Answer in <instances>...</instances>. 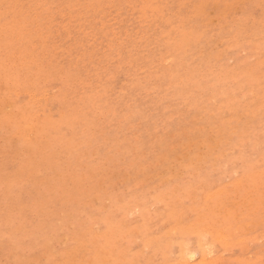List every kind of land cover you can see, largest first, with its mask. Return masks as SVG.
I'll return each mask as SVG.
<instances>
[{
    "label": "rangeland",
    "instance_id": "rangeland-1",
    "mask_svg": "<svg viewBox=\"0 0 264 264\" xmlns=\"http://www.w3.org/2000/svg\"><path fill=\"white\" fill-rule=\"evenodd\" d=\"M33 1L0 0V264H264V0Z\"/></svg>",
    "mask_w": 264,
    "mask_h": 264
},
{
    "label": "bare ground",
    "instance_id": "bare-ground-1",
    "mask_svg": "<svg viewBox=\"0 0 264 264\" xmlns=\"http://www.w3.org/2000/svg\"><path fill=\"white\" fill-rule=\"evenodd\" d=\"M1 1H2V0H1ZM14 1H15V0H14ZM26 1H27V0H26ZM28 1H30V0H28ZM35 1H38V0H34L33 2H35ZM44 1H47V0H44ZM67 1H68V0H67ZM70 1H72V0H70ZM70 1H69V2H70ZM79 1H80V0H76L77 4H75V5L80 4V3H78ZM81 1L84 2L85 0H81ZM88 1H89V0H88ZM88 1H87V2H88ZM191 1H192V0H191ZM6 2H7V1H6ZM33 2H32V3H33ZM42 2H43V1H42ZM52 2H54V0H53ZM55 2H57V1L55 0ZM59 2H60V1H59ZM61 2H62V1H61ZM65 2H66V1H65ZM69 2H68L69 5H70V4L74 5L73 3H69ZM72 2H73V1H72ZM74 2H75V0H74ZM107 2H108V1H107ZM157 2H158V1H157ZM160 2H161V1H160ZM189 2H190V1H189ZM16 3H17V0H16ZM24 3H25V2H24ZM46 3H47V2H46ZM46 3H45V4H46ZM49 3H51V1H49ZM49 3H47V4H49ZM92 3H93V1H92ZM165 3H166V2H165ZM56 4H57V3H56ZM60 4H61V3H60ZM84 4H85V2H84ZM87 4H88V3H87ZM37 5H38V4H37ZM40 5H41V3H40ZM40 5H39V11H40V7H41L42 5L44 6V4H42L41 6H40ZM58 5H59V4H58ZM62 5H63V4H62ZM64 5H65V3H64ZM64 5H63V6H64ZM69 5H68V6H69ZM115 5H117V4H115ZM161 5H162V4H161ZM29 6H30V5H29ZM34 6H36V5H34ZM34 6H33V7H34ZM60 6H61V5H60ZM65 6H67V5H65ZM68 6H67V7H68ZM79 6H80V5H79ZM79 6L77 7V9H80ZM87 6H88V5H87ZM33 7H32V8H33ZM69 7H70V6H69ZM69 7H68V8H69ZM111 7H112V6H111ZM128 7H129V6H128ZM251 7H252V6H251ZM53 8H54V7H53ZM62 8L65 9V7H62ZM62 8H61V9H62ZM105 8H106V7H105ZM55 9H56V8H55ZM55 9H54V10H55ZM88 9L91 10V8H88ZM116 9H117V8H116ZM168 9H169V7H168ZM244 9H245V8H244ZM18 10H19V9H18ZM28 10H29V9H28ZM41 10L43 11V9H41ZM54 10H53V12H58V11H59L58 9H57L58 11H54ZM68 10L70 11V9H68ZM75 10H76V9H75ZM94 10H96V8H95ZM117 10H118V9H117ZM238 10H239V9H238ZM258 10H259V9H258ZM63 11H65V10H63ZM72 11H74V10H72ZM78 11L80 12V10H78ZM81 11H82V10H81ZM85 11H86V10H85ZM222 11H223V10H222ZM256 11H257V10H256ZM18 12H19V11H18ZM40 12H41V11H40ZM45 12H46V11H45ZM49 12H50V11H49ZM49 12H46L45 14H47V13H49ZM67 12H68V11H67ZM74 12H75V11H74ZM79 12L76 11V13H79ZM97 12H98V11H97ZM35 13H36V12H35ZM42 13H43V12H42ZM70 13H71V12H70ZM70 13H67V15H68V14L70 15ZM81 13H82V12H81ZM112 13H113V12H112ZM228 13H229V12H228ZM257 13H258V12H257ZM19 14H20V13H19ZM22 14H23V13H22ZM40 14H41V13H40ZM43 14H44V13H43ZM60 14H62V13H60ZM84 14H86V13H84ZM162 14H164V13L162 12ZM258 14H259V13H258ZM258 14H257V15H258ZM4 15H5V14H4ZM30 15H31V14H30ZM33 15H34V14H33ZM71 15H72V14H71ZM79 15H80V14H79ZM97 15H98V14H97ZM251 15H252V14H251ZM255 15H256V14H255ZM27 16H28V15H27ZM40 16H41V15H40ZM61 16H62V15H61ZM80 16H81V15H80ZM108 16H109V15H108ZM171 16H172V15H171ZM34 17H35V16H34ZM94 17H95V16H94ZM168 17H169V16H168ZM188 17H189V16H188ZM53 18H54V17H53ZM60 18H61V17H60ZM246 18H247V17H246ZM18 19H19V18H18ZM48 19H49V18H47V20H48ZM81 19H82V18H81ZM81 19H80V20H81ZM110 19H111V18H110ZM169 19H170V18H169ZM181 19H182V18H181ZM220 19H221V18H220ZM220 19H219V20H220ZM247 19H248V18H247ZM251 19H252V18H251ZM70 20H71V19H70ZM75 20H77V18H76ZM80 20H78V22H79ZM36 21H37V20H36ZM51 21H53V20H51ZM71 21H73V20H71ZM82 21H83V19H82ZM104 21H105V20H104ZM106 21H107V20H106ZM248 21H250V20H248ZM38 22H39V21H38ZM80 22H81V21H80ZM181 22H182V20H181ZM185 22H186V21H185ZM35 23H36V22H35ZM35 23H34V24H35ZM53 23H54V22H53ZM55 23H56V22H55ZM168 23H170V22H168ZM215 23H216V22H215ZM246 23H248V22H246ZM249 23H250V22H249ZM65 24H66V23H65ZM91 24H92V23H91ZM180 24H182V23H180ZM183 24H184V23H183ZM183 24H182V25H183ZM186 24H187V23H186ZM56 25H57V24H56ZM63 25H64V24H63ZM182 25H181V27H182ZM49 26H50V25H49ZM52 26H53V25H52ZM80 26H81V25H80ZM32 27H33V26H32ZM32 27H31V28H32ZM34 27H35V26H34ZM43 27H44V26H43ZM50 27H51V26H50ZM171 27H172V26H171ZM177 27H178V26H177ZM225 27H226V26H225ZM225 27H224V28H225ZM46 28H47V27H46ZM58 28H59V27H58ZM60 28H61V27H60ZM115 28H116V27H115ZM44 29H45V28H44ZM65 29H66V28H65ZM85 29H86V28H85ZM156 29H157V28H156ZM221 29H222V28H221ZM22 30H23V29H22ZM28 30H29V29H28ZM38 31H39V30H38ZM38 31H37V32H38ZM60 31H61V30H60ZM188 31H189V30H188ZM192 31H193V30L191 29V32H192ZM196 31H197V30H196ZM205 31H206V30H205ZM229 31H230V29H229ZM51 32H52V31H51ZM51 32H50V33H51ZM69 32H70V31H69ZM73 32H74V31H73ZM97 32H98V31H97ZM157 32H158V31H157ZM191 32H190V33H191ZM225 32H226V31H225ZM40 33H41V32H40ZM40 33H39V34H40ZM44 33H45V31H44ZM65 33H66V32H65ZM227 33H228V32H227ZM61 34H63L62 31H61ZM61 34H59V35H61ZM106 34H107V33H106ZM144 34H146V33H144ZM168 34H169V33H168ZM172 34H173V33H172ZM191 34H192V33H191ZM198 34L201 35L200 32H198ZM215 34L217 35L218 33H215ZM40 35H41V34H40ZM184 35H185V34H184ZM203 35H204V34H203ZM166 36H167V35H166ZM186 36H187V35H186ZM188 36L190 37V35H188ZM35 37H36V36H35ZM45 37H46V36H45ZM47 37H48V36H47ZM69 37H70V36H69ZM146 37H150V36H146ZM189 37H188V38H189ZM230 37L235 38L234 35H233V36H230ZM50 38H51V37H50ZM223 38H224V36H223ZM36 39H37V38H36ZM54 39H55V37H54ZM212 39H213V38H212ZM34 40H35V39H34ZM192 40H193V39H192ZM204 40H205V39H204ZM222 40H224V39H222ZM43 41H44V40H43ZM65 41H66V40H65ZM67 41H68V39H67ZM110 41H112V40H110ZM188 41H189V40H188ZM230 41H231V38H230ZM230 41H229V43H232V42H230ZM32 42H33V41H32ZM44 42H47V40L44 41ZM50 42H51V41H50ZM189 42H190V41H189ZM34 43H35V42H34ZM40 43H41V41H40ZM53 43H54V42H53ZM59 43H60V42H59ZM138 43H139V42H138ZM197 43H198V42H197ZM190 44H191V42H190ZM227 44H228V43H227ZM234 44H235V42H234ZM251 44H252V43H251ZM56 45H57V44H56ZM187 45H188V42H187ZM193 45H196V44H193ZM220 45H221V44H220ZM238 45H239V44H238ZM238 45H237V47H238ZM241 45H242V44H241ZM246 45H247V44H246ZM249 45H250V44H249ZM254 45H255V44H254ZM42 46H43V45H42ZM93 46H94V45H93ZM200 46H201V45H200ZM229 46H230V45H229ZM244 46H245V45H244ZM244 46H242V47H244ZM38 47H39V45H38ZM38 47H36V49H37ZM153 47H154V46H153ZM183 47H184V46H183ZM227 47H228V46H227ZM232 47H233V46H232ZM235 47H236V46H235ZM237 47H236V48H237ZM43 48H44V47H43ZM65 48H66V47H65ZM84 48H85V47H84ZM33 49H34V48H33ZM56 49H57V48H56ZM68 49H69V48H68ZM70 49H72V48H70ZM253 49H254V48H253ZM15 50H16V49H15ZM119 50H121V49H119ZM131 50H132V49H131ZM143 50H144V49H143ZM182 50H183V49H182ZM224 50H225V48H224ZM231 50H232V49H231ZM231 50H229V51H231ZM257 50L260 51L259 49H257ZM262 50H263V49H262ZM43 51H45V50H43ZM144 51H145V50H144ZM240 51H241V50H240ZM123 52H124V51H123ZM225 52H226V51H225ZM241 52H243V51H241ZM261 52H262V51H261ZM168 53H170V52H168ZM223 53H224V52H223ZM200 54H201V53H200ZM230 54H231V53H230ZM245 54H246V53H245ZM261 54H262V53H260V55H261ZM32 55H33V54H32ZM54 55H55V54H54ZM66 55H67V54H66ZM184 55H185V54H184ZM238 55H239V54H238ZM260 55H259V56H260ZM29 56H30V55H29ZM67 56H68V55H67ZM167 56H168V55H167ZM186 56H187V55H186ZM200 56H201V55H200ZM194 57H195V56H194ZM220 57H221V56H220ZM263 57H264V56H263ZM28 58H29V57H28ZM44 58H47V57H44ZM166 58H167V57H165V59H166ZM222 58H223V57H222ZM251 58H252V57H251ZM251 58H250V59H251ZM51 59H52V58H51ZM62 59H63V58H62ZM180 59H181V58H180ZM195 59H196V57H195ZM257 59H258V57H257ZM171 60H173V59H171ZM174 60H175V59H174ZM247 60H248V59H247ZM62 61H63V60H62ZM163 61H164V60H163ZM168 61H169V60H168ZM191 61H192V60H191ZM51 62H52V61H51ZM54 62H55V61H54ZM71 62H72V61H71ZM165 62H166V60L163 62V65H165V64H164ZM169 62H170V61H169ZM172 62H174V61H171V63H172ZM62 63H63V62H62ZM64 63H65V62H64ZM183 63H185V62H183ZM259 63H260V64H263V61H262V63H261V61H260ZM1 64H2V63H1ZM17 64H18V63H17ZM173 64H174V63H173ZM187 64H188V63H187ZM230 64H231V62H230ZM260 64H258V66H259ZM40 65H41V64H40ZM45 65H46V64H45ZM48 65L50 66V64H48ZM55 65H56V64H55ZM155 65H156V64H155ZM155 65H154V67H155ZM168 65H170V63L167 64V66H168ZM183 65H184V64H183ZM22 66H23V65H22ZM51 66H53V65H51ZM184 66H185V65H184ZM233 66H234V65H233ZM39 67H41V66H39ZM139 67H140V66H139ZM124 68H125V67H124ZM143 68H144V67H143ZM177 68H178V67H177ZM198 68H199V67H198ZM250 68H251V67H250ZM232 69H234V68H232ZM246 69H247V68H246ZM258 69H259V68H258ZM45 70H47V68H46ZM234 70H236V69H234ZM53 71H54V70H53ZM247 71H248V70H247ZM251 71L253 72V69H251L250 72H251ZM256 71H257V70H256ZM256 71H254V72H256ZM50 72L52 73V71H50ZM174 72H175V71H174ZM258 72H259V71H258ZM46 73H47V72H46ZM98 73H99V72H98ZM117 73H118V72H117ZM156 73H157V71H156ZM228 73H229V72H228ZM234 73H235V72H234ZM237 73H238V72H237ZM246 73H247V72H246ZM8 74H9V73H8ZM129 74H130V73H129ZM173 74H174V73H173ZM239 74H240V72H239ZM251 74H252V73H251ZM1 75H2V73H1ZM52 75H53V73H52ZM113 75H114V73H113ZM231 75H232V73H231ZM243 75H244V74H243ZM243 75H242V76H243ZM253 75H254V74H253ZM253 75H249V77H252ZM263 75H264V74H263ZM20 76H21V75H20ZM44 76H45V75H44ZM44 76H43V77H44ZM90 76H91V75H90ZM115 76H117V75H115ZM120 76H121V75H120ZM120 76H119V77H120ZM129 76H130V75H129ZM158 76H159V74H158ZM205 76H206V75H205ZM246 76H247V75H246ZM259 76H260V75H259ZM259 76H256V77H259ZM132 77H133V76H132ZM159 77H160V76H159ZM200 77H201V76H200ZM232 77H233V76H232ZM232 77H231V78H232ZM262 77H263V76H262ZM59 78H60V77H59ZM100 78H101V77H100ZM234 78H235V77H234ZM234 78H233V79H234ZM260 78H261V77H260ZM260 78H257V79L259 80ZM22 79H23V78H22ZM130 79H131V77H130ZM247 79H248V77H247ZM253 79H254V78H253ZM0 80H1V79H0ZM2 80H3V79H2ZM2 80H1V82H2ZM4 80H5V78H4ZM4 80H3V81H4ZM41 80H42V79H41ZM56 80H57V79H56ZM127 80H129V78H128ZM260 80H261V79H260ZM260 80H259V81H260ZM262 80H263V78H262ZM262 80H261V81H262ZM33 81H34V80H33ZM58 81H59V79H58ZM72 81H73V80H72ZM92 81H93V80H92ZM115 81H116V80H115ZM117 81H118V80H117ZM129 81H130V80H129ZM14 82H15V81H14ZM118 82H119V81H118ZM126 82H127V81H126ZM141 82H143V81H141ZM234 82H235V81H234ZM256 82H257V81H256ZM256 82H254V83H256ZM15 83H16V82H15ZM56 83H57V82H56ZM80 83H81V82H80ZM99 83H100V82H99ZM119 83H120V82H119ZM143 83H144V82H143ZM178 83H179V82H178ZM223 83H224V81H223ZM133 84H135V83H133ZM144 84H146V83H144ZM170 84H171V82H170ZM250 84H252L251 81H250ZM250 84H248V85L251 86ZM4 85H5V84H4ZM32 85H33V84H32ZM58 85H59V83H58ZM241 85H242V84H241ZM252 85H253V84H252ZM12 86H13V85H12ZM49 86H51V84H50ZM53 86H54V85H53ZM53 86H51V88H52ZM120 86H122V84H121ZM124 86H125V85H124ZM124 86H123V88H124ZM127 86H128V85H127ZM129 86H130V85H129ZM129 86L126 87V88H129ZM242 86H243V85H242ZM3 87H5V86H3ZM8 87H9V86H8ZM16 87H17V86H16ZM55 87H56V86H55ZM113 87H115V86H113ZM171 87H172V86H171ZM260 87H261V86H260ZM33 88H34V87H33ZM53 88H54V87H53ZM97 88H98V87H97ZM126 88H125V92H126V90H127ZM250 88H251V87H250ZM252 88H253V87H252ZM252 88H251V89H252ZM5 89H6V88H5ZM5 89H4V90H5ZM11 89H12V88H11ZM11 89H10L9 91H11ZM15 89H16V88H15ZM34 89H35V88H34ZM34 89H32V91H36V90H34ZM43 89H44V88H43ZM55 89H56V88H55ZM94 89H95V88H94ZM117 89H118V88H117ZM237 89H238V91L240 90L239 88H237ZM261 89H262V87H261ZM6 90H7V89H6ZM6 90H5V91H6ZM13 90H14V88H13ZM26 90H27V89H26ZM26 90H25V91H26ZM40 90H41V89H40ZM51 90H52V89H51ZM51 90H50V91H51ZM53 90H54V89H53ZM58 90H59V89H58ZM78 90H80V89H78ZM105 90H106V88H105ZM121 90H122V89H121ZM257 90H258V89H257ZM1 91H2V89H1ZM19 91L21 92L22 90L20 89ZM25 91H22V92H25ZM30 91H31V90H30ZM30 91L28 90V93H29ZM46 91H48V90H46ZM59 91H60V90H59ZM59 91H58V92H59ZM92 91H93V90H92ZM122 91H123V90H122ZM260 91H261V90H260ZM14 92L16 93V90H14ZM14 92H13V94H15ZM70 92H71V91H70ZM87 92H88V91H87ZM87 92H86V93H87ZM90 92H91V91H90ZM118 92H119V91H118ZM118 92H117V94H118ZM249 92H250V91H249ZM249 92H248V95H249ZM251 92H252V94H253V90H252ZM251 92H250V95H251ZM17 93H19V92H17ZM25 93H26V92H25ZM25 93H24V94H25ZM32 93H33V92H32ZM45 93H46V92H44V94H45ZM51 93H52V91H51ZM55 93H56V91H55ZM78 93H80V92H78ZM78 93H77V95H78ZM112 93H114V92H112ZM119 93H120V92H119ZM122 93H124V92H122ZM149 93H150V92H149ZM254 93H255V92H254ZM256 93H257V92H256ZM256 93H255V94H256ZM263 93H264V91H263ZM8 94H9V92H7V95H8ZM30 94H31V92H30ZM40 94H42V93H40ZM44 94H43V95H44ZM57 94H58V93H57ZM63 94H64V96H66L65 93H63ZM84 94H85V93H84ZM117 94H115V95H117ZM255 94H254V96H255ZM16 95H18V94H16ZM28 95H29V94H28ZM33 95H34V94H33ZM108 95H110V94L108 93ZM118 95H119V94H118ZM135 95H136V94H135ZM230 95H231V94H230ZM230 95H229V96H230ZM262 95H263V97H264V94H262ZM13 96H14V95H13ZM39 96H41V95H39ZM74 96H76V95H74ZM101 96H102V94H101ZM174 96H175V95H174ZM240 96L243 97L242 95H240ZM240 96H239V97H240ZM244 96H245V95H244ZM9 97H12V96H9ZM29 97H30V96H28L27 99H28ZM52 97H54V96L51 95V98H52ZM66 97H67V96H66ZM66 97H65V98H66ZM231 97H233V96H231ZM32 98H33V97H32ZM51 98H50V99H51ZM124 98H125V95H124ZM5 99H7V97H5ZM17 99H18V98H17ZM34 99H35V97H34ZM34 99H33V100H34ZM36 99H37V101H38V99H40V97H37ZM44 99H45V98H44ZM52 99H53V98H52ZM62 99L64 100V98H62ZM74 99H75V98H74ZM209 99H210V98H209ZM233 99H234V97H233ZM235 99H236V96H235ZM30 100H31V98H30ZM46 100H47V99H46ZM53 100H54V99H53ZM66 100H68V99H66ZM242 100H243V99H242ZM242 100H241V101H242ZM14 101H16V100H14ZM35 101H36V100H35ZM35 101H34V102H35ZM37 101H36V102H37ZM211 101H214V100H211ZM250 101H251V100H250ZM10 102H11V101H10ZM36 102H35V103H36ZM49 102H50V101H49ZM55 102H56V101H55ZM64 102H65V100H64ZM231 102H234V101H231ZM231 102H230V103H231ZM237 102H239V101H237ZM12 103H14V102H12ZM18 103H19V102H18ZM29 103H31V101H30ZM37 103H38V102H37ZM37 103H36V104H37ZM43 103H44V102H43ZM67 103H68V102H67ZM213 103H214V102H213ZM252 103H253V102H252ZM8 104H9V103H8ZM31 104H34L33 101H32ZM36 104H34V105H36ZM45 104H46V103H45ZM45 104H44V105H45ZM49 104H51V103H49ZM85 104H87V103H85ZM226 104H227V103H226ZM226 104H225V105H226ZM233 104H234V103H233ZM10 105H12V104H9L8 106H10ZM71 105H72V103H71ZM169 105H170V104H169ZM20 106H25V105H20ZM262 106H263V105H262ZM36 107H38V106H36ZM42 107H43V106H42ZM57 107H58V106H57ZM248 107H249V106H248ZM58 108H59V107H58ZM235 108H236V107H235ZM257 108H258V107H257ZM263 108H264V107H262V110H263ZM11 109H12V108H11ZM34 109H37V108H34ZM230 109H232V108H230ZM56 110H57V109H56ZM122 110H123V109H122ZM233 110H236V109H233ZM255 110H256V109H254V111H255ZM31 111H32V110H31ZM31 111H30V113L33 114V111H32V112H31ZM42 111H43V110H42ZM47 111H48V110H47ZM53 112H54V110H53ZM58 112H59V111H57V113H58ZM235 112H236V111H235ZM258 112H259V111H258ZM39 113H41V111H40ZM43 113H44V111H43ZM55 113H56V112H55ZM57 113H56V114H57ZM62 113H63V112H62ZM221 113H222V112H221ZM263 113H264V112H263ZM31 114H30V115H31ZM34 114H35V113H34ZM36 114L38 115V112H37V111H36ZM257 114H258V113H257ZM42 115H43V114H42ZM45 115H46V114H45ZM47 115H48V114H47ZM50 115H52V114H50ZM50 115H49V117H50ZM57 115H58V114H57ZM187 115H188V114H187ZM197 115H199V114H197ZM197 115H196V116H197ZM211 115H213V114L211 113ZM10 116H11V114H10ZM10 116H9L8 119L12 121V119L10 118ZM13 116H14V115H13ZM31 116H33V115H31ZM52 116H54V115H52ZM55 116H56V115H55ZM129 116H130V115H129ZM181 116H182V115H181ZM220 116H223V114H221ZM240 116H241V114H240ZM240 116H239V117H240ZM244 116H245V115H244ZM252 116H254V112H253ZM42 117H43V116H42ZM49 117H48V118H49ZM59 117H62V115L59 116ZM131 117H132V116H131ZM223 117H224V116H223ZM242 117H243V116H242ZM15 118H16V117H15ZM18 118H19V117H18ZM45 118H47V117H45ZM231 118H232V117H231ZM231 118H230V120H231ZM240 118H241V117H240ZM252 118H254V117H252ZM33 119H34V118H33ZM37 119H41V118L38 116ZM69 119H70V117H69ZM238 119H239V118H238ZM241 119H242V118H241ZM6 120H7V118H6ZM34 120H35V119H34ZM34 120H33V121H34ZM224 120L226 121V119H224ZM248 120H249V118H248ZM250 120H251V119H250ZM18 121H19V120H18ZM18 121H16V123H17ZM50 121H51V120H50ZM50 121H49V122H50ZM239 121H240V120H239ZM20 122H22V121H20ZM237 122H238V121H237ZM28 123H29V122H28ZM28 123H27V125H28ZM31 123H32V122H31ZM31 123H29V125H30ZM40 123H41V122H40ZM22 124H23V123H22ZM41 124H42V123H41ZM48 124H49V123H48ZM228 124H229V123H228ZM246 124H247V122H246ZM246 124H245V125H246ZM29 125H28V126H29ZM226 125H227V124H226ZM256 125H257V124H256ZM21 126H22V125H21ZM25 126H26V125H25ZM247 126H248V125H247ZM257 126H258V125H257ZM259 126H260V125H259ZM4 127H6V126H4ZM7 127L10 128V125H9V126L7 125ZM228 127L230 128V126H228ZM235 127H236V126H235ZM9 128H8V129H9ZM31 128L34 129L35 127H34V128L31 127ZM52 128H53V125H52ZM201 128H202V127H201ZM20 129H21V127H20ZM44 129H45V128H44ZM17 130H18V129H17ZM38 130H39V128H38ZM47 130H49V129H47ZM67 130H68V129H67ZM119 130H120V129H119ZM216 130H217V129H216ZM220 130H221V129H220ZM245 130H246V129H245ZM262 130H264V128H262ZM262 130L260 131L259 134H261ZM18 131H19V130H18ZM18 131H16V135H18V133H17ZM65 131H66V130H65ZM246 131H248V129H247ZM255 131H257V130H255ZM255 131H254V132H255ZM20 132H21V131H20ZM20 132H19V133H20ZM55 132H56V131H55ZM58 132H59V131H58ZM243 132H244V130H243ZM254 132H253V133H254ZM263 132H264V131H263ZM21 133H22V132H21ZM32 133H33V132H32ZM255 133H256V132H255ZM23 134L25 135V132H24ZM23 134L20 135V136H21V137L24 136ZM26 134H27V133H26ZM55 134H56V133H55ZM240 134H241V133H240ZM42 135H43V134H42ZM58 135H60V134H58ZM248 135H249V134H248ZM252 135H253V134H252ZM262 135H263V133H262ZM9 136H10V135H9ZM26 136H27V135H26ZM156 136H157V135H156ZM11 137H13V136H11ZM11 137H8V138H11ZM18 137H19V136H18ZM27 137L30 138V135L28 134ZM42 137H43V136H42ZM230 137H231V136H230ZM31 138H32V136H31ZM221 138H223V137H221ZM243 138H245V137H243ZM243 138H242V139H243ZM247 138H248V137H247ZM247 138H246V139H247ZM254 138H255V137H254ZM21 139H22V138H21ZM23 139H24V138H23ZM37 139H39V138L37 137ZM43 139H44V138H43ZM124 139H125V138H124ZM255 139H257V138H255ZM13 140H15V138H14ZM24 140H26V137H25ZM41 140H42V139H41ZM44 140H45V139H44ZM26 141L28 142V140H26ZM29 141H31V143H32L33 140H29ZM36 141H37V140H36ZM39 141H40V140H39ZM48 141H49V140H48ZM255 141H256V140H255ZM257 141H258V139H257ZM14 142H15V141H14ZM27 142H26V143H27ZM34 142H35V140L33 141V143H34ZM247 142H248V141H247ZM225 143H226V142H225ZM253 143H254V141H253ZM256 143H258V142H256ZM256 143H254V144L257 145ZM34 144H35V143H34ZM214 144H215V143H214ZM238 144H239V143H238ZM240 144H241V143H240ZM247 144H248V143H247ZM46 146H47V145H46ZM241 146H242V145H241ZM261 146H262V145H261ZM217 147H218V146H217ZM237 147H238V146H237ZM239 147H240V146H239ZM46 148H47V147H46ZM227 148H228V147H227ZM254 148H255V150L257 149L255 146H254ZM258 148H260L259 144H258ZM239 149H240V148H239ZM242 149H243V147H242ZM244 149H245V147H244ZM222 150H224V149H222ZM222 150H221V151H222ZM240 150H241V149H240ZM26 151L28 152V150H26ZM29 151H30V150H29ZM42 151H43V150H42ZM42 151H41V152H42ZM229 151L232 152L231 149H229ZM23 152H24V151H23ZM231 152H230V153H231ZM252 152H253V151H252ZM15 153H16V152H15ZM226 153H228V152H225L224 154L226 155ZM183 154H184V153H183ZM232 154H233V153H232ZM232 154H231V155H232ZM242 154H243V153H242ZM53 155H54V154H53ZM222 156H223V154H222ZM241 156H242V155H241ZM255 156H256V155H255ZM31 157H32V156H31ZM44 157H45V156H44ZM237 157H238V156H237ZM263 157H264V155H263ZM30 159H31V158H30ZM45 159H46V158H45ZM48 159H49V158H48ZM198 159H199V158H198ZM222 159H223V158H222ZM260 159H261V158H260ZM31 160H32V159H31ZM239 160H241V159H239ZM26 161H27V160H26ZM15 162H16V161H15ZM37 162H38V161H37ZM27 163H28V162H27ZM57 163H58V162H57ZM231 164H232V163H231ZM49 165H53V164H49ZM44 167H45V166H44ZM58 167H59V166H58ZM14 169H16V168H14ZM39 169H40V168H39ZM45 169H48V168L46 167ZM18 170H19V169H18ZM35 170H36V169H35ZM19 171H20V170H19ZM43 171H44V170H43ZM163 171H164V170H163ZM13 172H14V171H13ZM22 172H23V171H22ZM24 172H25V170H24ZM109 172H110V171H109ZM19 173H20V172H19ZM252 173H253V172H252ZM28 174H29V173H28ZM54 174H55V173H54ZM58 174H59V173H58ZM33 175H34V174H33ZM61 175H62V174H61ZM128 175H129V174H128ZM179 175H180V174H179ZM196 175H197V174H196ZM21 176H22V175H21ZM115 176H116V175H115ZM123 176H124V175H123ZM13 177H14V176H13ZM17 177H18V176H17ZM26 177H27V176H26ZM33 177H34V176H33ZM124 177H125V176H124ZM21 178H22V177H21ZM204 178H205V177H204ZM15 179H16V178H15ZM27 179H28V178H27ZM124 179H125V178H124ZM131 179H132V178H131ZM206 179H207V178H206ZM12 180H13V179H12ZM17 180H18V179H17ZM34 180H35V179H34ZM45 180H46V179H45ZM122 180H123V179H122ZM247 180H248V179H247ZM9 181H10V180H9ZM14 181H15V180H14ZM166 181H167V180H166ZM215 181H216V180H215ZM7 182H8V181H7ZM17 182H18V181H17ZM32 182H33V181H32ZM58 182H60V181H58ZM100 182H101V181H100ZM149 182H150V181H149ZM219 182H220V181H219ZM243 182H244V181H243ZM8 183H9V182H8ZM40 183H41V182H40ZM144 183H145V182H144ZM146 183H147V182H146ZM185 183H186V182H185ZM245 183H246V181H245ZM259 183H260V182H259ZM259 183H257V184H259ZM12 184H13V183H12ZM38 184H39V183H38ZM44 184H45V183H44ZM212 184H213V183H212ZM233 184H235V183H233ZM263 184H264V183H263ZM142 185H143V184H142ZM192 185H193V184H192ZM245 185H247V184H245ZM76 186H77V185H76ZM248 186H249V185H248ZM248 186H247V187H248ZM255 186H256V185H255ZM255 186H254V187H255ZM259 186H261V184H260ZM263 186H264V185H263ZM73 187H74V185H73ZM133 187H135V186H133ZM140 187H141V186H140ZM193 187H197V186H193ZM209 187H210V186H209ZM218 187H219V186H218ZM221 187H222V186H221ZM232 187H233V186H232ZM251 187H252V186H251ZM256 187H257V186H256ZM54 188L56 189V187H54ZM136 188H137V187H136ZM223 188H225V187H223ZM226 188H227V187H226ZM236 188H237V187H236ZM10 189H11V188H10ZM18 189H20V188H18ZM49 189H51V188H49ZM49 189H48V190H49ZM247 189H248V188H247ZM253 189H254V188L252 187V190H253ZM258 189H259V188H258ZM261 189H262V188H261ZM6 190H7V189H6ZM158 190H159V189H158ZM219 190H220V192H221L222 189H219ZM219 190H218V191H219ZM256 190H257V189H256ZM262 190H263V189H262ZM10 191H11V190H10ZM41 191H42V190H41ZM45 191H46V190H45ZM125 191H126V189H125ZM215 191H216V190H215ZM225 191H227V190H225ZM247 191H248V190H247ZM250 191H251V189H250ZM250 191H248V192H250ZM260 191H261V190H260ZM6 192H9V191H6ZM29 192H30V191H29ZM48 192H49V191H48ZM64 192H65V191H64ZM102 192H103V190H102ZM159 192H160V191H159ZM176 192H177V191H176ZM205 192H206V191H205ZM220 192H219V193H220ZM233 192H234V189H233ZM251 192H252V191H251ZM255 192H256V191H255ZM17 193H18V192H17ZM19 193H20V192H19ZM24 193H25V192H24ZM38 193H39V192H38ZM42 193H43V192H42ZM52 193H53V192H52ZM141 193H142V192H141ZM221 193H222V192H221ZM224 193H225V192H224ZM224 193H222V194H224ZM228 193H229V192H228ZM256 193H257V192H256ZM256 193H255V194H256ZM258 193H259V192H258ZM258 193H257V194H258ZM260 193H262V191H261ZM260 193H259V195H260ZM209 194H210V193H209ZM248 194L250 195V193H248ZM77 195H78V194H77ZM191 195H192V194H191ZM213 195H214V194H212V192H211V196H213ZM219 195H221V194H219ZM227 195H228V194H227ZM241 195L243 196V195H245V194H241ZM18 196H19V195H18ZM69 196H70V195H69ZM71 196H72V195H71ZM137 196H138V195H137ZM221 196H222V195H221ZM260 196H261V195H260ZM263 196H264V195H263ZM263 196H262V197H263ZM14 197H15V196H14ZM42 197H43V196H42ZM105 197H106V196H105ZM209 197H210V196H209ZM225 197L227 198L226 195H225ZM247 197H248V196H247ZM247 197H246V199H247ZM16 198H17V197H15V199H16ZM44 198H45V197H44ZM197 198H198V196H197ZM205 198H206V197H205ZM237 198H238V197H237ZM263 198H264V197H263ZM18 199H19V198H18ZM71 199H72V198H71ZM206 199H207V198H206ZM212 199H213V198H212ZM212 199H211V200H212ZM251 199H252V198H251ZM16 200H17V199H16ZM169 200H170V199H169ZM191 200H192V199H191ZM197 200H198V199H197ZM244 200H245V199H244ZM262 200H264V199H262ZM262 200H261V201H262ZM166 201H168V199H167ZM205 201H206V200H205ZM87 202H88V201H87ZM93 202H95V201H93ZM121 202H122V201H121ZM251 202H252V201H251ZM12 203H13V202H12ZM22 203H23V202H22ZM104 203H105V202H104ZM212 203H213V201H212ZM218 203H219V202H218ZM246 203H247V201H246ZM259 203H260V202L258 201V204H259ZM261 203H262V202H261ZM70 204H71V203H70ZM216 204H217V203H216ZM216 204H215V205H216ZM12 205H13V204H12ZM25 205H26V204H25ZM211 205H212V204H211ZM211 205H210V206H211ZM222 205H225V204L222 203ZM252 205H253V204H252ZM260 205H261V204H260ZM13 206H15V205H13ZM17 206H18V205H17ZM174 206H175V205H174ZM217 207H218V206H217ZM238 207H239V206H238ZM238 207H237V208H238ZM258 207H260V206H258ZM85 208H86V207H85ZM213 208H214V207H213ZM215 208H216V207H215ZM237 208H236V209H237ZM240 208H242V207L240 206ZM248 208H249V207H248ZM250 208H251V207H250ZM260 208H261V207H260ZM263 208H264V207H263ZM31 209H32V208H31ZM206 209H208V208H206ZM228 209H229V208H228ZM255 209H256V207H255ZM10 210H11V209H10ZM102 210H103V209H102ZM216 210H217V209H216ZM224 210H226V209H224ZM2 211H4V210H2ZM14 211H15V210H14ZM32 211H33V210H32ZM220 211H221V210H220ZM226 211H227V210H226ZM256 211H257V210H256ZM12 212H13V211H12ZM105 212H106V211H105ZM202 212H203V211H202ZM205 212H206V211H205ZM235 212H236V211H235ZM38 213H39V211H38ZM209 213H210V211H209ZM213 213H215V212L213 211ZM216 213L218 214V212H216ZM216 213H215V214H216ZM220 213H222V212H220ZM227 213H228V212H227ZM247 213H248V212H247ZM5 214H6V213H5ZM30 214H31V213H30ZM40 214H41V213H40ZM144 214H146V213H144ZM144 214H142V215H144ZM161 214H162V213H161ZM168 214H170V213H168ZM168 214H167V215H168ZM204 214H205V213H204ZM211 214H212V213H210V215H211ZM222 214H223V213H222ZM222 214H221V216H223ZM225 214H226V213H225ZM235 214H236V213H235ZM248 214H249V213H248ZM19 215H20V213H19ZM94 215H95V214H94ZM94 215H93V216H94ZM131 215H132V214H131ZM135 215H136V214H135ZM172 215H173V214H172ZM212 215H213V214H212ZM229 215H232V214H229ZM239 215H240V214H239ZM32 216H33V215H32ZM61 216H62V215H61ZM111 216H112V215H111ZM154 216H155V215H154ZM225 216H226V215H225ZM240 216H241V215H240ZM242 216H243V215H242ZM144 217H145V216H144ZM147 217H148V215H147ZM178 217H179V216H178ZM207 217H208V216H207ZM213 217H214V216H213ZM226 217H227V216H226ZM226 217H224V218H226ZM19 218H20V217H19ZM80 218H81V217H80ZM133 218H134V217H133ZM196 218H197V217H196ZM229 218H230V217H229ZM145 219H147V218H145ZM149 219H150V218H148V223H149V221H150ZM180 219H181V218H180ZM180 219H179V220H180ZM235 219H236V218H235ZM194 220H195V219H194ZM194 220H193V221H194ZM211 220H213V219H211ZM228 220H229V219H228ZM120 221H121V220H120ZM220 221H221V220H220ZM146 222H147V221H146ZM150 222H151V221H150ZM177 222H179V221H176L175 223H177ZM180 222H182V221H180ZM200 222L203 223L202 220H200ZM223 222H224V221H223ZM235 222H237V221H235ZM246 222H247V221H246ZM2 223H3V222H2ZM22 223H23V222H22ZM129 223H130V222H129ZM151 223H152V222H151ZM197 223H199V222H197ZM201 223H200V224H201ZM238 223H239V222H238ZM247 223H248V222H247ZM55 224H56V223H55ZM181 224H182V223H181ZM188 224H189V223H188ZM190 224H192V223H190ZM190 224H189V225H190ZM195 224H196V223H195ZM206 224H207V223H206ZM225 224H226V223H225ZM145 225H146V224H145ZM184 225H185V224H184ZM198 225H199V224H198ZM234 225H235V224H234ZM247 225H248V224H247ZM154 226H155V225H154ZM157 226H158V225H157ZM191 226H192V225H191ZM195 226H196V225H195ZM150 227H151V226H150ZM150 227H149V228H150ZM155 227H156V226H155ZM169 227H170V226H169ZM179 227L181 228V225H180ZM183 227H184V226H183ZM187 227H188V229L190 228L188 225L186 226V228H187ZM196 227H197V226H196ZM231 227H232V226H231ZM244 227H245V226H244ZM132 228H133V227H132ZM142 228H143V227H142ZM176 228H177V227H176ZM43 229H44V228H43ZM56 229H57V228H56ZM73 229H74V228H73ZM151 229H152V228H151ZM245 229H246V228H245ZM136 230H137V229H136ZM155 230H156V229H155ZM166 230H167V229H166ZM170 230H171V228L169 229V232H170ZM172 230L174 231L175 229H172ZM177 230H178V229H177ZM177 230H176V231H177ZM247 230H248V229H247ZM89 231H90V230H89ZM173 231H172V233H173V234H176V233H174L175 231H174V232H173ZM198 231H199V230H198ZM107 232H108V231H107ZM165 232H167V231H165ZM165 232H164V233H165ZM205 232H206V231H205ZM228 232H229V231H228ZM238 232H239V231H238ZM5 233H6V232H5ZM17 233H18V232H17ZM164 233H163V234H164ZM179 233H180V232H179ZM229 233H230V232H229ZM59 234H60V233H59ZM132 234H133V233H132ZM135 234H136V233H135ZM139 234H140V233H139ZM146 234H147V233H146ZM180 234H181V233H180ZM180 234H179V235H180ZM198 234H199V233H197V235H198ZM209 234H210V233H209ZM137 235H138V234H137ZM137 235H135V236H137ZM141 235H142V234H141ZM177 235H178V234H177ZM179 235H178V236H179ZM132 236H134V234H133ZM138 236H139V235H138ZM166 236H167V235H166ZM188 236H190V235H188ZM206 236H207V235H206ZM206 236H205V238H202V239L205 240V239H206ZM234 236H235V235H234ZM254 236H255V235H254ZM260 236H261V234H260ZM104 237H105V235H104ZM139 237H140V236H139ZM142 237H143V236H142ZM153 237H154V236H153ZM153 237H152V239H154ZM161 237H162V235H161ZM192 237H193V236H192ZM199 237H200V236H199ZM199 237H198V238H199ZM219 237H220V239H221V236H219ZM230 237H231V236H230ZM97 238H98V237H97ZM130 238H131V237H130ZM137 238H138V237H137ZM167 238H168V237H167ZM179 238H180V237H179ZM209 238H210V237H209ZM245 238H246V237H245ZM255 238H256V237H255ZM71 239H72V238H71ZM158 239H159V238H158ZM164 239H166V237H165ZM164 239H162V240H164ZM194 239H195V238H194ZM202 239H201L200 242H199V243H200V246H201V244H202V242H203ZM228 239H229V238H228ZM63 240H64V239H63ZM126 240H127V239H126ZM134 240H135V239H134ZM159 240H161V239H159ZM218 240H219V239H218ZM229 240H230V239H229ZM257 240H258V239H257ZM65 241H66V240H65ZM153 241L155 242V240H153ZM156 241H157V240H156ZM207 241H208V240H207ZM66 242H67V241H66ZM159 242H160V241H159ZM159 242H158V244H159ZM197 242H198V241H197ZM205 242H206V240H205ZM205 242H204V243H205ZM239 242H240V241H239ZM2 243H3V242H2ZM13 243H14V242H13ZM122 243H123V242H122ZM143 243H145L144 240H143ZM143 243H142V244H143ZM150 243H151V242H150ZM209 243H210V242H209ZM215 243H216V242H215ZM219 243H220V242H219ZM221 243H223L224 246H228V244H227V243L225 242V240H223V239L221 240ZM233 243H234V242H233ZM236 243H237V242H236ZM242 243H243V242H242ZM8 244H9V243H8ZM50 244H51V243H50ZM124 244H125V243H124ZM156 244H157V243H156ZM183 244H184V243H183ZM207 244H208V243H207ZM21 245H22V244H21ZM116 245H117V244H116ZM116 245H115V248H116ZM125 245H126V244H125ZM150 245H151V244H150ZM198 245H199V244H198ZM223 245H222V246H223ZM32 246H33V245H32ZM46 246H47V245H46ZM83 246H84V245H83ZM111 246H112V245H111ZM121 246H122V245H121ZM142 246H143V245H142ZM171 246H172V245H171ZM179 246H181V245L179 244ZM209 246H213V245H209ZM222 246H221V247H222ZM23 247H24V246H23ZM35 247H36V246H35ZM167 247H168V246H167ZM169 247H170V246H169ZM183 247H184V253L181 251V252H182L181 254H182V255L185 254V256H186L185 258H187V259H191V258H193V255L196 253V252L194 251L195 248H194V249H191V248H188V247H185V246H183ZM195 247H197V246H195ZM120 248H122V247H120ZM171 248H172V247H171ZM199 248H200V247H199ZM229 248H230V247H229ZM19 249H21V248H19ZM145 249H146V248H145ZM145 249H144V250H145ZM180 249L182 250L181 247H180ZM112 250H113V249H112ZM148 250H150V248H149ZM166 250L168 251V249H166ZM169 250H170V248H169ZM63 251H64V250H63ZM79 251H80V250H79ZM178 251H179V250H178ZM229 251H231V250H229ZM73 252H76V251L74 250ZM73 252H72V255H73ZM116 252H117V251H116ZM116 252H115V253H116ZM121 252H122V251H121ZM129 252H130V251H129ZM145 252H146V251H145ZM150 252H151V251H150ZM197 252H198V251H197ZM67 253H68V252H67ZM119 253H120V252H119ZM122 253H123V252H122ZM170 253H171V252H170ZM170 253H169V254H170ZM179 253H180V252H179ZM198 253H199V252H198ZM205 253H206V252H205ZM15 254H16V253H15ZM32 254H33V253H32ZM50 254H51V253H50ZM74 254H75V253H74ZM169 254H168V255H169ZM171 254H172V253H171ZM171 254H170V255H171ZM70 255H71V254H70ZM102 255H104V254L102 253ZM127 255H128V253H127ZM143 256H144V255H143ZM177 256H178V255H177ZM198 256H199V254H198ZM255 256H256V255H255ZM2 257H3V256H2ZM17 257H18V256H17ZM37 257H38V256H37ZM89 257H90V256H89ZM99 257H100V256H99ZM118 257H119V255H118ZM118 257H117V258H118ZM151 257H152V256H151ZM161 257H162V256H161ZM204 257H205V256H204ZM253 257H254V256H253ZM257 257H258V256H257ZM259 257H260V256H259ZM8 258H9V257H8ZM35 258H36V257H35ZM47 258H48V257H47ZM254 258H255V257H254ZM55 259H56V258H55ZM127 259H128V258H127ZM171 259H172V258H171ZM202 259H203V258H202ZM202 259H201V260H202ZM222 259H223V258H222ZM240 259H242V258H240ZM57 260H58V259H57ZM59 260H60V259H59ZM59 260H58V261H59ZM191 260H192V259H191ZM201 260H200V262H204V261H201ZM205 260H206V259H205ZM228 260H229V258H228ZM238 260H239V259H238ZM238 260H237V261H238ZM244 260H245V259H244ZM244 260H243V263H244ZM250 260H251V259H250ZM250 260H248V261H250ZM5 261H6V260H5ZM31 261H33V260H31ZM71 261H72V260H71ZM152 261H153V260H152ZM256 261H257V260H256ZM261 261H262V259H261ZM34 262H35V261H34ZM106 262H107V261H105L104 263H106ZM157 262H158V261H157ZM160 262H162V261H160ZM206 262H207V261H206ZM206 262H205V263H206ZM14 263H15V262H14ZM35 263H36V262H35ZM35 263H34V264H35ZM47 263H48V262H47ZM141 263H142V261H141ZM141 263H140V264H141ZM158 263H159V262H158ZM220 263H221V262H220ZM9 264H10V263H9ZM126 264H127V263H126ZM215 264H216V263H215ZM245 264H249V263H245Z\"/></svg>",
    "mask_w": 264,
    "mask_h": 264
}]
</instances>
